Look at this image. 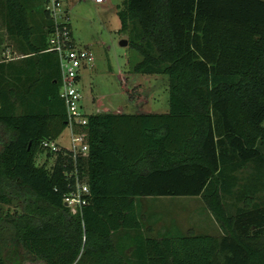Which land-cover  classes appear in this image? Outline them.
<instances>
[{
	"label": "trees",
	"instance_id": "1",
	"mask_svg": "<svg viewBox=\"0 0 264 264\" xmlns=\"http://www.w3.org/2000/svg\"><path fill=\"white\" fill-rule=\"evenodd\" d=\"M123 3L134 71L168 76L169 110L87 114L89 156L47 152L38 166L42 141L67 127L55 21L37 28L31 0H3L21 56L0 58V203L21 204L0 211V264H22L18 246L42 264H264V0ZM75 169L91 195L82 217L63 202ZM186 196L219 236L172 229L140 235L131 258L118 251L113 234L141 228L135 199Z\"/></svg>",
	"mask_w": 264,
	"mask_h": 264
},
{
	"label": "rangeland",
	"instance_id": "2",
	"mask_svg": "<svg viewBox=\"0 0 264 264\" xmlns=\"http://www.w3.org/2000/svg\"><path fill=\"white\" fill-rule=\"evenodd\" d=\"M106 1L97 5L88 0H59L55 13L48 10L47 14L46 7L54 6L52 0L45 3L44 0H31V19L37 28L50 20H66L78 46L93 52L94 64L81 72L78 84L80 106L84 113L90 115L102 109L118 111L120 108L130 113H138L144 109L153 113H166L169 110L168 76L134 71V66L142 59L141 55L129 44L120 45L122 40L128 41L129 35L128 30L122 29L119 17V11L125 9L126 5L124 0ZM2 6L3 0H0V58H18L21 53L15 49L16 39L6 31ZM43 29L45 31L44 26L41 30ZM69 137V129L65 128L59 137V143L69 146ZM54 159L53 156L40 154L36 162L41 165L47 160V165L51 166ZM249 173L246 170L240 176L246 178ZM20 204L16 200L10 204L0 203V211L6 213L20 210ZM148 207L154 211L152 217L156 219H162L165 213L169 217L175 211H182L177 216V221L184 232L191 229V235L201 232L217 236L216 233H219V225L214 223L201 197L155 199ZM194 225H198L200 231L193 230ZM84 242L85 238L82 237V243ZM15 253L16 259L21 260L22 264H42L28 261L20 246Z\"/></svg>",
	"mask_w": 264,
	"mask_h": 264
},
{
	"label": "built area",
	"instance_id": "3",
	"mask_svg": "<svg viewBox=\"0 0 264 264\" xmlns=\"http://www.w3.org/2000/svg\"><path fill=\"white\" fill-rule=\"evenodd\" d=\"M52 1L54 6L52 8L47 6V8L55 13L56 1ZM88 1L102 4L106 0ZM48 51L56 52L59 59L61 75L59 94L66 106V128L70 132V141L69 146H64L55 140L44 139L42 147L45 151L42 154L47 156V152L62 151L69 155L76 164L78 158L89 156V144L85 130L88 118L80 106L81 94L78 90V84L81 72L94 64L95 57L90 49L81 48L74 44L67 21L58 22L55 20L54 30L49 35ZM36 164L39 166L37 162ZM71 176H74V187L64 195L63 202L70 214L82 217L84 208L89 204L91 196L87 177L79 174L77 169L73 173L67 174L68 178Z\"/></svg>",
	"mask_w": 264,
	"mask_h": 264
},
{
	"label": "crops",
	"instance_id": "4",
	"mask_svg": "<svg viewBox=\"0 0 264 264\" xmlns=\"http://www.w3.org/2000/svg\"><path fill=\"white\" fill-rule=\"evenodd\" d=\"M90 2H92V1H90ZM106 2L107 1H105L104 3H106ZM92 3H94V2H92ZM104 3H102V4H104ZM94 4H96V3H94ZM97 5H101V4H97ZM68 26H70L69 23H68ZM71 35H72V39H73L74 44L76 46H78L75 39L73 38L72 30H71ZM102 111H110L113 113L132 114L130 112L124 111L122 108H120V110H118V111L117 110L113 111L111 109H102ZM138 113H153V112H151L149 109H144L142 111H139ZM60 135L58 136L57 139H55V141L57 143H59ZM197 197H199V196H194V197H189V196H186V197H141V198L135 199V209H136V212H137V214L140 218V221H141L140 222L141 228L139 229V232H137L136 229H132V230L129 229V230L118 231V232L114 233L113 238H114L115 245L118 248V251H120V253L125 257H128V258L133 257L134 256V248L137 244L136 241L140 235L149 236V237H153V238H160L161 235H163V233H165L169 230H172V229H177L178 231H181L185 234L191 233L192 232L191 229H189L188 232H184L180 223L177 221V218H178L177 216L180 213H182V211H180V212L175 211L174 213L170 214L169 217H167V215L165 213V214H163L162 219H156V218L152 217L154 215L153 214L154 211L152 209H150L148 206L155 199L197 198ZM207 211H208V209H207ZM163 217H164V219H163ZM211 217H212V215H211ZM212 219H213V217H212ZM213 221L216 225H218L214 219H213ZM192 227H194L193 230H199L200 231V229H199L200 227L198 225H194ZM133 230H135V231H133ZM221 232H222L221 229H219V233H216V235L219 236L221 234ZM196 234H203V233L198 232Z\"/></svg>",
	"mask_w": 264,
	"mask_h": 264
},
{
	"label": "water",
	"instance_id": "5",
	"mask_svg": "<svg viewBox=\"0 0 264 264\" xmlns=\"http://www.w3.org/2000/svg\"><path fill=\"white\" fill-rule=\"evenodd\" d=\"M120 45H121V46H127V45H128V41H127L126 39H124V40H122V41L120 42Z\"/></svg>",
	"mask_w": 264,
	"mask_h": 264
}]
</instances>
